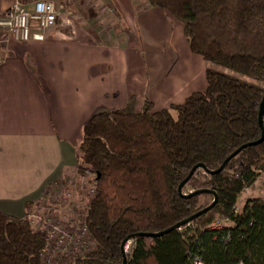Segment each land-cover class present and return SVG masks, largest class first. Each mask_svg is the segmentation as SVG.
<instances>
[{"label":"trees","instance_id":"trees-1","mask_svg":"<svg viewBox=\"0 0 264 264\" xmlns=\"http://www.w3.org/2000/svg\"><path fill=\"white\" fill-rule=\"evenodd\" d=\"M147 2L183 27L190 52L207 65L206 89L160 111L145 101L136 112L131 100L84 124L77 157L94 175L95 194L83 221L91 248L63 263L191 264L198 258L202 264H264V198L237 207L264 174V140L215 173L261 137L264 0ZM214 196L217 203L207 213L151 236L190 219ZM29 218L0 212V264H44L48 244ZM220 222V229L211 227Z\"/></svg>","mask_w":264,"mask_h":264},{"label":"crops","instance_id":"crops-1","mask_svg":"<svg viewBox=\"0 0 264 264\" xmlns=\"http://www.w3.org/2000/svg\"><path fill=\"white\" fill-rule=\"evenodd\" d=\"M16 1L36 0H0V17ZM46 1L75 11L42 41L1 44L0 31V212L16 219L77 169L93 115L131 100L136 112L145 101L160 111L206 89L183 27L147 0H91L93 14L81 0Z\"/></svg>","mask_w":264,"mask_h":264},{"label":"rangeland","instance_id":"rangeland-1","mask_svg":"<svg viewBox=\"0 0 264 264\" xmlns=\"http://www.w3.org/2000/svg\"><path fill=\"white\" fill-rule=\"evenodd\" d=\"M56 7L59 8L60 15L66 11H75L72 5L70 8L65 6L59 2L53 1ZM93 1L91 0H81L80 8L84 12H89L93 14L95 12ZM69 8V9H66ZM78 8V10L80 9ZM58 24V23H57ZM212 70H216L218 72H222L228 74L231 77L237 78L242 82L253 84L254 82L248 78L238 76L235 73L226 72L215 66H210ZM94 175L86 168H83L82 165H79L77 169L72 172L66 174L64 180L58 181L57 187H59V193H53L48 190V193L44 196L42 200L36 202L35 204H31L29 207V215L32 222V227L36 230V226L40 224L38 227V231L44 235L45 228L42 229V221H47L50 224L60 223L65 225V230L71 234V227L74 226L75 230H72V233L75 235L79 231L78 229L83 226V221L86 215L87 207L91 198H93L95 194V184L93 182ZM51 190H55L53 187ZM187 193V192H186ZM264 197V174L257 180L255 185L251 189H246L240 195L238 199L237 207L240 208L249 198H263ZM71 211V212H70ZM74 217L73 220H71ZM84 241H81V248L79 252H83L84 250L90 249L91 245L88 244L86 237L81 236ZM84 247V248H83ZM82 250V251H81ZM126 251V249H125ZM129 251V248L126 252ZM77 253V254H78ZM54 260L53 264H65L64 260L59 263V261Z\"/></svg>","mask_w":264,"mask_h":264},{"label":"built area","instance_id":"built-area-1","mask_svg":"<svg viewBox=\"0 0 264 264\" xmlns=\"http://www.w3.org/2000/svg\"><path fill=\"white\" fill-rule=\"evenodd\" d=\"M59 18V8L56 7L53 2L36 0L28 5L16 1L10 9L0 17V31L5 34V37L1 40V44H6L9 41L22 44L31 40L42 41V32L53 29L57 25ZM2 63L3 61L0 57V66ZM53 193H59V187H57V185ZM73 219L74 217L71 220ZM223 224L224 222L214 223L211 227L220 229ZM41 225L42 229L45 228L44 238L48 244L42 255L44 264H53L54 260L61 263L63 259L73 257L79 252L81 241H84L81 236L86 237L84 226L80 227L78 229L79 231H77L78 233L74 235L72 233V230H75L74 226L70 228V234L65 230V225L57 222L50 224L44 220ZM128 248L129 245L126 246V251ZM87 251L88 249L86 247V250L81 253ZM191 264L202 263L198 258H194Z\"/></svg>","mask_w":264,"mask_h":264},{"label":"water","instance_id":"water-1","mask_svg":"<svg viewBox=\"0 0 264 264\" xmlns=\"http://www.w3.org/2000/svg\"><path fill=\"white\" fill-rule=\"evenodd\" d=\"M263 116H264V97H263L262 100H261V103H260V106H259V112H258V125H259V127L261 128V137H260V139H259L258 141H256V142L252 143V144H249V145L243 146V147H241L240 149H238L237 151H235V152H234V153H233V154H232V155H231V156H230V157H229V158L223 163V165H222V166H221V167H220L215 173L221 171V170L224 168L225 164H227V162L229 161V159L232 158V157H234L235 155H237L238 152H239L240 150L244 149V148L247 147V146H256V145L262 143V141L264 140V130H263V120H262ZM197 168H198V169H199V168L201 169V168H203V166H202V165H198ZM192 173H193V172H191V173L189 174L188 178L192 175ZM188 178H187V180H188ZM183 184H184V183H182V184L179 186V188H178V192H179V193H180V191H181V188H182ZM199 193H201V192L194 193L193 195H196V194H199ZM216 203H217V199H216V197L214 196L213 202H212L207 208H205L204 210L200 211L199 213H197L196 215H194V216L191 217L190 219L185 220V221H183L182 223H179L178 225L172 227L171 229H169V230H167V231L161 232V233H159V234L151 235V236H152V237H156V238H157V237H161V236H163L164 234H167V233H169V232H171V231H174V230H178V229H180L181 227H183V226H185V225H188L192 220H194V219L198 218L199 216H201V215L207 213L208 211H210V210L216 205ZM122 249H123V252H124V245L122 246ZM123 264H126L125 259H124V261H123Z\"/></svg>","mask_w":264,"mask_h":264}]
</instances>
